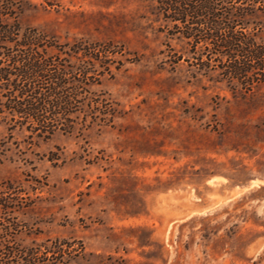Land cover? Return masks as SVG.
<instances>
[{
  "label": "rangeland",
  "instance_id": "374dc122",
  "mask_svg": "<svg viewBox=\"0 0 264 264\" xmlns=\"http://www.w3.org/2000/svg\"><path fill=\"white\" fill-rule=\"evenodd\" d=\"M12 3L69 108L31 128L0 81V264H264V81L228 78L155 0ZM219 5L264 45V0Z\"/></svg>",
  "mask_w": 264,
  "mask_h": 264
},
{
  "label": "trees",
  "instance_id": "16d2710c",
  "mask_svg": "<svg viewBox=\"0 0 264 264\" xmlns=\"http://www.w3.org/2000/svg\"><path fill=\"white\" fill-rule=\"evenodd\" d=\"M12 2L13 0H0V18L2 15L10 17L13 14ZM155 2L160 14L172 23L173 28L178 29L177 33L189 42L190 48H201L209 53L213 50L221 57L219 68L228 78L235 79L245 86L264 81V45L257 44L254 37L247 36L243 24L239 22L245 15L242 11L237 14L229 11L219 14V2L223 0ZM230 15L236 18V21L230 20ZM206 16L207 21L200 20ZM19 30L17 24H4L0 20V81H4L5 86L11 87L17 95L28 97V100L23 102H9L6 110L12 118L17 116L27 119L31 122L30 125H34L31 128L44 129L46 119L43 114L60 113L65 116L68 111L69 104L65 103V94L62 97V94L57 92L58 89L65 90V74L60 71L52 73L47 70L51 65L49 61L37 59L36 52L42 46L38 44L39 35L35 30H25L21 37H18ZM10 47L16 48L14 54ZM17 79L24 83L21 86L16 84ZM47 81L52 82L53 87L46 85L44 89L47 92H44L42 97V93L35 92V89L30 87V84L35 82L36 89H41V84ZM36 96L38 102L35 100ZM51 97L55 98L54 102H47ZM10 253L13 254L8 251L7 255ZM24 261L29 263L30 260L25 258Z\"/></svg>",
  "mask_w": 264,
  "mask_h": 264
}]
</instances>
